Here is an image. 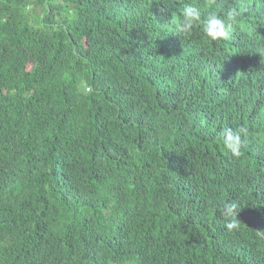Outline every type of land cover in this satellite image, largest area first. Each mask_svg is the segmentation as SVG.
<instances>
[{"label": "trees", "instance_id": "1", "mask_svg": "<svg viewBox=\"0 0 264 264\" xmlns=\"http://www.w3.org/2000/svg\"><path fill=\"white\" fill-rule=\"evenodd\" d=\"M159 2L0 0V264H264V0Z\"/></svg>", "mask_w": 264, "mask_h": 264}, {"label": "clouds", "instance_id": "2", "mask_svg": "<svg viewBox=\"0 0 264 264\" xmlns=\"http://www.w3.org/2000/svg\"><path fill=\"white\" fill-rule=\"evenodd\" d=\"M159 4L163 5V7L159 8L161 14L170 17L165 23H161L165 30L170 23L175 33L189 36L195 28L202 26L203 33L213 41L229 40L234 26L239 22V18L244 12L243 8H232L223 16L215 13H209L204 16L200 8L191 4H185L176 13H173L171 8L168 7L167 0H160ZM219 135L222 145L228 153H231L234 157L242 155L244 137L247 135L245 129L225 127L220 131ZM239 211L240 209L235 203H225L223 205L222 214L226 221V229H239L241 223L237 218Z\"/></svg>", "mask_w": 264, "mask_h": 264}, {"label": "rangeland", "instance_id": "3", "mask_svg": "<svg viewBox=\"0 0 264 264\" xmlns=\"http://www.w3.org/2000/svg\"><path fill=\"white\" fill-rule=\"evenodd\" d=\"M28 10H30V11H31V8L29 7V8H28Z\"/></svg>", "mask_w": 264, "mask_h": 264}]
</instances>
